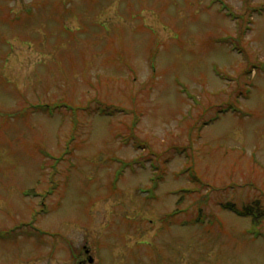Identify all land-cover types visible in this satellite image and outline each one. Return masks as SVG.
<instances>
[{
  "label": "rangeland",
  "instance_id": "obj_1",
  "mask_svg": "<svg viewBox=\"0 0 264 264\" xmlns=\"http://www.w3.org/2000/svg\"><path fill=\"white\" fill-rule=\"evenodd\" d=\"M228 202L264 212V0H0V264H264Z\"/></svg>",
  "mask_w": 264,
  "mask_h": 264
},
{
  "label": "trees",
  "instance_id": "obj_2",
  "mask_svg": "<svg viewBox=\"0 0 264 264\" xmlns=\"http://www.w3.org/2000/svg\"><path fill=\"white\" fill-rule=\"evenodd\" d=\"M257 10V9H255ZM27 14H31V11L28 10ZM242 34V31L240 32ZM239 49H241L239 47ZM247 75V73L245 71H243V75ZM39 110V109H36ZM228 110H232L231 107L228 106H222V107H218V109L216 110L217 113L219 112H227ZM42 111V110H41ZM194 178V175H193ZM221 206H223L226 210L231 211L232 213L238 215V216H250L251 217V222L254 225L259 226V224L261 223V219L264 215V212L262 211V209L259 207V203L255 202L253 205H242L240 208H238L235 204L228 202V203H220ZM175 212V211H173ZM205 218L202 219V215L199 216L197 219L192 220L191 222H204ZM260 233H257V235H259ZM264 237V235H263Z\"/></svg>",
  "mask_w": 264,
  "mask_h": 264
}]
</instances>
